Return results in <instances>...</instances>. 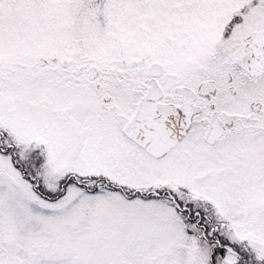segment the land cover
Segmentation results:
<instances>
[{"label": "snow or ice", "instance_id": "1", "mask_svg": "<svg viewBox=\"0 0 264 264\" xmlns=\"http://www.w3.org/2000/svg\"><path fill=\"white\" fill-rule=\"evenodd\" d=\"M0 264H264V0H0Z\"/></svg>", "mask_w": 264, "mask_h": 264}]
</instances>
